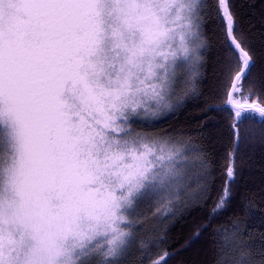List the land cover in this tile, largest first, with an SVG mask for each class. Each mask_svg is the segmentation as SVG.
I'll use <instances>...</instances> for the list:
<instances>
[{
    "label": "snow or ice",
    "instance_id": "1",
    "mask_svg": "<svg viewBox=\"0 0 264 264\" xmlns=\"http://www.w3.org/2000/svg\"><path fill=\"white\" fill-rule=\"evenodd\" d=\"M210 20L222 45V103L204 106L202 142L137 131L134 124L151 126L202 95ZM262 60L234 0H0V264H125L141 203L175 215L193 184L206 201L218 175L209 220L226 211L248 136L240 126H264ZM211 113H227L232 133L219 173L203 142L213 139ZM229 223L204 224L185 247L207 232L213 264H255L240 224ZM139 251L147 264L176 255L142 241Z\"/></svg>",
    "mask_w": 264,
    "mask_h": 264
},
{
    "label": "trees",
    "instance_id": "2",
    "mask_svg": "<svg viewBox=\"0 0 264 264\" xmlns=\"http://www.w3.org/2000/svg\"><path fill=\"white\" fill-rule=\"evenodd\" d=\"M207 2L214 4L215 0ZM234 3L238 11L240 29L254 50L264 53V4H261L260 0H234ZM208 30L209 44L203 53L205 64L200 69L205 83L198 86V92L202 95H190L174 114L147 126L150 130H175L183 132L185 137H191L193 143L202 142L197 126L204 119V106L222 103V97L215 88L222 45L219 43L220 33L214 20H210ZM261 64H264V60L258 64V72L261 70ZM211 116L212 123L216 125L213 139L203 142L208 145L213 165L219 173L227 163V153L232 147V133L228 126L227 113H211ZM240 127L248 136L240 144L235 157L239 178L231 185V200L227 210L209 220L211 209L215 207L223 187V177L219 175L215 184L203 194L206 201L201 198L200 190L193 184L190 189L191 198L183 197L188 199V207L174 208L175 215H165L166 206H158L154 200L148 199V212L151 215L147 219L153 223L154 232L147 250L153 253L164 249L176 252L170 264H213V251L207 243V232L202 233L201 238L188 247H185V242L191 240L193 234L202 229L204 224L231 227L229 221H236L241 226L238 235L246 245L247 255L253 258L255 264H259L258 255L264 250V126L256 121H246ZM126 264H147V261L143 258V253L138 251L127 259Z\"/></svg>",
    "mask_w": 264,
    "mask_h": 264
},
{
    "label": "rangeland",
    "instance_id": "3",
    "mask_svg": "<svg viewBox=\"0 0 264 264\" xmlns=\"http://www.w3.org/2000/svg\"><path fill=\"white\" fill-rule=\"evenodd\" d=\"M133 127L136 130L138 129V131L155 132L153 130H150L147 126L139 124V123L134 124ZM149 206H150V200H145L137 208V215L134 217L137 223V227L133 231L136 232L138 243H137V246L133 249L132 254L128 258H130L133 254L139 251V243L141 241L143 242L144 246L147 247L148 242L150 241L151 236L153 235V232H154L153 223L151 224L149 220L147 219V217L151 215L148 212V209L150 210ZM126 261H125V264H126Z\"/></svg>",
    "mask_w": 264,
    "mask_h": 264
}]
</instances>
